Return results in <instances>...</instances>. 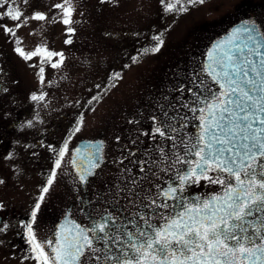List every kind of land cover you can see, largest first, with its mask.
<instances>
[{"label":"snow or ice","instance_id":"1","mask_svg":"<svg viewBox=\"0 0 264 264\" xmlns=\"http://www.w3.org/2000/svg\"><path fill=\"white\" fill-rule=\"evenodd\" d=\"M7 3L8 0H3L0 7ZM55 7L63 10L62 22L70 24L71 7L64 4ZM173 10L170 0L167 11ZM5 15L20 21L23 13L16 10ZM32 19L43 21L45 16L36 14ZM4 31L15 34L9 28ZM154 39L158 45L151 51L158 52L163 40L160 36ZM16 52L26 60L41 56V63L59 55L61 60L52 63L53 68L63 62L62 53L39 47L29 54L21 48ZM207 61L191 78L196 89H188L191 101H181L179 107L161 106L160 116L150 118L151 132H140L131 140L136 144L142 135L157 142L138 160L129 159L137 155L138 149L131 151L123 146L121 152L127 151V155L114 161L124 165L128 160L142 174L136 177L133 169L125 166L120 170L127 177L125 186L118 189L125 193L130 204L140 201L137 209L142 206L145 211H136L138 221L129 219L117 228L116 218L106 214L83 227L61 225L55 241H42L33 230L40 209L37 202L31 223L24 225L26 242L36 264H264V33L245 24L228 41L214 46L207 53ZM43 73L41 67V83ZM205 75L208 79L203 78ZM177 91L184 93L183 88ZM31 99L42 101L44 96L33 95ZM181 109H187L199 120L195 134L184 131L189 118L181 114ZM79 131L77 126L75 132ZM119 141L116 137L118 144ZM76 151L79 153V149ZM103 151L101 143L87 162L80 163L77 176L81 184H86L101 169L105 162ZM68 153L69 146L65 143L39 201L49 192ZM71 163L76 166V161ZM157 170L172 175L163 185L149 183L145 189L142 181L160 179ZM202 181L219 186L220 191L203 199L183 195L188 186Z\"/></svg>","mask_w":264,"mask_h":264},{"label":"rangeland","instance_id":"2","mask_svg":"<svg viewBox=\"0 0 264 264\" xmlns=\"http://www.w3.org/2000/svg\"><path fill=\"white\" fill-rule=\"evenodd\" d=\"M169 2L70 0L65 4L64 0H8L7 5L0 7V75L6 83L4 94L10 97V102L26 107L28 115L25 117L36 119L41 126L52 118H84L88 136L105 133L104 154L110 158V163H104L98 171L104 182L115 183L116 174L118 179H124L126 175L120 170L125 166L133 170L137 168L128 160L124 165L115 163L124 155L120 152L109 156L115 143L112 124L119 120V133L129 134L131 140L135 139L138 133L147 131L143 123H152L147 120L150 109L153 112L170 103L175 94L178 95L177 107L181 101H191L188 89L196 90L191 78L198 73L200 58L210 38L242 17L255 19L264 31V0H204L203 3L171 0L174 10L167 11ZM56 4L71 7L70 24L62 22L63 10L56 8ZM16 10L23 13L20 21H13L5 15L8 11L14 14ZM36 14L44 15L45 19H32ZM5 28L12 29L15 34L4 31ZM69 28L73 31L69 32ZM112 31L123 33V38L114 41L105 37ZM128 35L133 38H125L130 37ZM156 36L163 40L160 50L141 54L135 64L126 67L129 58L122 61L121 52L126 50L127 54L130 48L135 51V43L148 47L151 40L154 49L158 45L154 39ZM69 39L71 43L66 42ZM38 47L62 53L63 62L53 68L52 63L61 60L59 55L50 61L45 58L41 63V56L26 60L16 52L21 48L29 54ZM41 67L44 68L43 83L39 75ZM117 75L118 79L115 78ZM178 88L184 89L183 95L177 91ZM171 92L175 93L170 95ZM33 95H43L44 100L33 101ZM180 111L190 115L187 109ZM191 119L188 121L192 122ZM130 120L134 123H129ZM120 141L123 146L125 142ZM136 144L142 145L144 151L147 149V137L141 135ZM21 171L16 167L12 169V175L18 176L15 189L5 183V176L0 173V181H3L0 183V207L3 210V206L8 210L14 207L20 214H27L37 182L31 185L28 179L32 181L33 178ZM28 223L31 222L19 223L15 227L25 230L21 242L14 245L20 246V251L15 248L12 253L8 251L10 238L6 243H0V264H36L34 259L26 256L30 246L26 242L24 225ZM10 225L9 230L15 229L13 223ZM33 230L38 237L37 223L33 224Z\"/></svg>","mask_w":264,"mask_h":264},{"label":"flooded vegetation","instance_id":"3","mask_svg":"<svg viewBox=\"0 0 264 264\" xmlns=\"http://www.w3.org/2000/svg\"><path fill=\"white\" fill-rule=\"evenodd\" d=\"M239 21L253 23L264 33L262 27L255 23V19L249 20V18L245 17L238 18L224 31L214 37L212 36V39L210 38L200 58V68L197 72L203 67V61L209 46L226 34L229 29ZM203 78L208 79L206 75ZM5 90L6 83L4 82V78L0 75V173L4 174L5 183L9 184L12 189L17 187L18 178V176L15 177L11 173L13 167L22 170L20 173L31 176L33 180L31 181L28 179L31 185L37 182V190L30 198L31 209H29L27 214H20V211L14 207H11L10 210H8L7 206H3L5 207L4 210L1 208L2 206L0 207V243H6L8 238H10V247H8L10 253H12V249L14 248L17 251L21 250L20 246L16 247L14 245L15 243L18 244L21 242L25 230L16 229L15 227H17L19 223L31 222L32 212H30V210L33 211L35 209L37 202L40 203V209L37 212V220L35 223H37L40 233L38 239L42 241L48 239L55 241L56 233L59 232L61 225L71 226L73 224H79L83 227L89 225L91 220H99L101 216L106 214L116 218L118 223L115 227L117 228L121 227V224L127 223L129 219L138 221V217L135 216L136 211H145L142 206L137 209V205H140V201L137 200L135 204H130L128 199H125V193L118 191L119 188L125 186L123 182L127 177L118 179V174H116L117 179H115V183L111 181L104 182L103 175L99 176V170H97L96 175L90 177L86 184H81L78 179L77 172L79 171V165L82 161L87 162L90 155L89 153L93 150L91 145L95 142L103 144L104 151L102 155L104 156V163H110V158L108 156L106 157L104 154L106 150L105 133L90 134V136H88L86 134L87 131L84 118H52L49 120L50 122H43L41 126L36 119L26 118L25 116L28 115L27 108L22 107L21 104L17 105L10 102V97L4 94ZM174 93L171 92L170 95ZM175 96L171 98V101H169L170 103H165L163 107H167L169 104L176 105L178 95L175 94ZM150 110L151 111L148 112L150 115L147 113V120L150 121L153 115L160 116L158 113L160 108L153 112L152 109ZM188 118H192V122L188 121L189 126L184 131L195 134L198 131L197 125L199 124V120L195 119L191 112ZM118 122L119 120L112 124L115 143L113 144V148L109 151V156L114 152L122 153L119 149L123 146H127L131 151L139 150L135 156L139 159L146 148H144L143 151L142 145L131 144L129 134H120ZM143 124L144 129L151 132L152 123ZM77 126L80 127L79 132H75ZM116 137H119L120 140L122 139V142H125V144L122 146L120 143L121 141H119L118 144L116 142ZM156 142L157 141H151L150 138L147 137V149ZM65 143H68L69 153L62 163L61 169L57 170L56 180L50 187L49 192L43 194L45 197L43 201H39V197L42 195V189L47 186V180L53 170L58 152ZM167 143L170 144L171 142L169 141ZM77 149H79V153H77ZM122 154L127 155V151ZM71 161H76V166H73ZM161 166L166 167V165L163 164ZM108 169H110V167ZM112 170H114L113 167ZM132 174L136 177L142 175L139 173L138 168H134ZM157 174L160 177L159 180L153 177L150 182H141L145 189L148 188L149 183L152 185L158 183L163 185L164 181L168 180L169 176L172 175L171 173L165 174L164 172H159V170H157ZM219 191V186L208 185L202 181L199 185L191 184L188 186L183 195L187 198L199 196L203 199ZM140 195L143 196L144 193H140ZM2 200H4V198ZM169 203L175 202L169 201ZM153 222H156L155 217H153ZM10 223H13L12 226L15 229L9 230V226H11ZM140 223L142 224V222ZM129 230L135 231V229L131 227H129ZM5 252L4 250L3 253ZM26 256L28 258L31 257V252L27 251Z\"/></svg>","mask_w":264,"mask_h":264},{"label":"trees","instance_id":"4","mask_svg":"<svg viewBox=\"0 0 264 264\" xmlns=\"http://www.w3.org/2000/svg\"><path fill=\"white\" fill-rule=\"evenodd\" d=\"M122 34L123 33H119V34H117L116 32H111V34H105V37H107V38H110V39H112V40H114V41H116V40H118L119 38H123L122 37ZM126 35V34H125ZM128 36H130V37H125V38H129V40L131 39V38H133V36L132 35H128ZM137 39L138 38H135V40L137 41ZM150 42H152V40L150 41ZM150 42L149 43H147V44H149V46L147 47L146 45L145 46H143V45H137L136 43L134 44V49L135 48H137V49H135V51H133V50H131V48L128 50L129 52L126 54V50H124V51H122L121 52V55H122V61H124V60H126V59H128L129 58V61H127V63H125V66L127 67H129V66H131V65H133V64H135L138 60H139V58L141 57V54H145V53H148V52H152L151 50H152V45L150 44ZM122 45V44H121ZM133 44H130L129 46H132ZM136 46V47H135ZM145 49H147L148 51H145ZM132 52H134V54L132 55L131 53ZM130 56H134V57H130ZM122 70V69H121Z\"/></svg>","mask_w":264,"mask_h":264},{"label":"water","instance_id":"5","mask_svg":"<svg viewBox=\"0 0 264 264\" xmlns=\"http://www.w3.org/2000/svg\"><path fill=\"white\" fill-rule=\"evenodd\" d=\"M245 24H248L249 26H255V24H253V23H249V22H245V21H239V22H237L236 24H234V25L229 29V31H228L226 34H224L222 37H220L219 39H217L216 41H214V42L210 45V47H209L207 53H208L210 50H212V48H213L214 46H216L217 44H220V43H222V42H226V41H228L229 38L232 36V34L235 32V30L238 29V28H242V27H244ZM207 53H206V56H205V59H204L203 64H206V63L208 62V61H207ZM97 145H100V144H99L98 142H95L94 144L91 145L93 150L91 151V153H89V154H90V155H89V158L91 157V154L93 153V151H94V149H95V147H96ZM59 231H60V230H59Z\"/></svg>","mask_w":264,"mask_h":264}]
</instances>
